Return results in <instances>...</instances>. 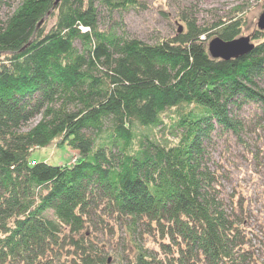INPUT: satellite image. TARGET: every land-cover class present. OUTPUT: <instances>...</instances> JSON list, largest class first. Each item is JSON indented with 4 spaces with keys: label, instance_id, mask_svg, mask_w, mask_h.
<instances>
[{
    "label": "trees",
    "instance_id": "obj_1",
    "mask_svg": "<svg viewBox=\"0 0 264 264\" xmlns=\"http://www.w3.org/2000/svg\"><path fill=\"white\" fill-rule=\"evenodd\" d=\"M15 1L0 0V264H108L90 235L116 223L157 246L125 264H245L246 225L220 199L209 147L264 132V30L224 60L191 18L148 44L100 28L95 0H22L3 18ZM242 23L219 36H241ZM52 142L78 160L31 157Z\"/></svg>",
    "mask_w": 264,
    "mask_h": 264
},
{
    "label": "rangeland",
    "instance_id": "obj_2",
    "mask_svg": "<svg viewBox=\"0 0 264 264\" xmlns=\"http://www.w3.org/2000/svg\"><path fill=\"white\" fill-rule=\"evenodd\" d=\"M22 0H16L11 7L5 6L3 18L12 13ZM140 4L126 9L110 10L101 0H95L99 12V27L114 30L129 38H136L148 44L174 36L179 29H186V18L196 21L197 26L207 29L204 37L209 42L222 27L233 20L243 22L241 36H250L258 29L260 14L264 11V0H138ZM52 22L50 21L49 25ZM77 46H80L77 43ZM264 87V82H262ZM259 113L253 105L245 106L241 115L255 119ZM40 116L33 119L28 129L34 126ZM254 123V122H253ZM252 131L243 134V141L232 135H216L209 147L210 167L220 174V199L229 213L244 221L246 225V248L249 260L245 264H264V132ZM160 134V133H159ZM78 153L71 147H59L56 142L35 148L31 157L36 161L51 164L73 163ZM243 204V210H240ZM112 219V218H111ZM110 220L112 228L113 219ZM116 223V222H115ZM125 225V224H124ZM114 231L98 229L94 240L104 244L109 256L108 264H125L134 259L139 247L152 251L157 248L152 236L138 228L130 234L125 226L113 224ZM138 245V246H137Z\"/></svg>",
    "mask_w": 264,
    "mask_h": 264
},
{
    "label": "water",
    "instance_id": "obj_3",
    "mask_svg": "<svg viewBox=\"0 0 264 264\" xmlns=\"http://www.w3.org/2000/svg\"><path fill=\"white\" fill-rule=\"evenodd\" d=\"M259 30H264V11L260 14L258 23ZM182 29H179L181 32ZM255 44L251 41L250 36H238L233 39L225 40L216 36L208 42L209 53L213 58L230 60L238 58L250 52Z\"/></svg>",
    "mask_w": 264,
    "mask_h": 264
}]
</instances>
